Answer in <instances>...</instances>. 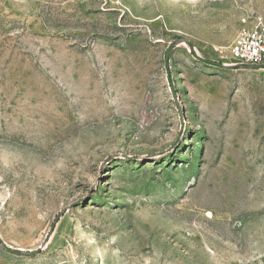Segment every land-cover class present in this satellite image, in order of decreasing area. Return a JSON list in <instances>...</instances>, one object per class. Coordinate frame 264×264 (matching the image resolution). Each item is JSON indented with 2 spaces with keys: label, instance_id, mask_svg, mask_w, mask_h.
I'll use <instances>...</instances> for the list:
<instances>
[{
  "label": "rangeland",
  "instance_id": "rangeland-1",
  "mask_svg": "<svg viewBox=\"0 0 264 264\" xmlns=\"http://www.w3.org/2000/svg\"><path fill=\"white\" fill-rule=\"evenodd\" d=\"M258 18L0 0V264H264V67H227Z\"/></svg>",
  "mask_w": 264,
  "mask_h": 264
},
{
  "label": "built area",
  "instance_id": "built-area-1",
  "mask_svg": "<svg viewBox=\"0 0 264 264\" xmlns=\"http://www.w3.org/2000/svg\"><path fill=\"white\" fill-rule=\"evenodd\" d=\"M230 53L234 61L232 65L264 67V20L262 18H258L238 32Z\"/></svg>",
  "mask_w": 264,
  "mask_h": 264
},
{
  "label": "water",
  "instance_id": "water-1",
  "mask_svg": "<svg viewBox=\"0 0 264 264\" xmlns=\"http://www.w3.org/2000/svg\"><path fill=\"white\" fill-rule=\"evenodd\" d=\"M175 48V44H172L170 47H169V50L167 52V58H170L171 56V52L173 51V49ZM190 49L193 51V48L190 47ZM212 65L214 66H217V67H224L223 64L221 63H211ZM227 67H244V66H237V65H228ZM251 69H256V70H259L261 69L262 67L261 66H253V67H250Z\"/></svg>",
  "mask_w": 264,
  "mask_h": 264
}]
</instances>
